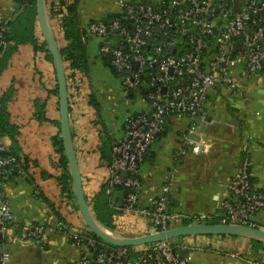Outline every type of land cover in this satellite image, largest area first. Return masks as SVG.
<instances>
[{"label":"built area","instance_id":"built-area-1","mask_svg":"<svg viewBox=\"0 0 264 264\" xmlns=\"http://www.w3.org/2000/svg\"><path fill=\"white\" fill-rule=\"evenodd\" d=\"M122 9L107 19H95L88 31L104 37L100 52L120 77L128 95H137L150 106L126 118L123 134L112 143L113 158L108 167L110 185L127 188L125 204L111 200L118 213L147 217L153 231L178 226L181 220L235 223L259 226L253 216L264 208V190L253 184L252 161L246 152L228 188L230 198L222 213L185 214L169 210L179 165L189 155H202L212 148L203 136L206 105L211 92L225 87L231 95L244 97L242 79L264 72V0H117ZM10 20V19H9ZM8 19H0V48L7 46ZM241 41L239 45L238 42ZM70 105L81 94L76 70L67 67ZM188 117L190 123L174 152L175 166L165 174L159 194L149 205L139 203L140 166L165 130L167 118ZM201 122V124H200ZM7 136L0 134V264H11L13 246L34 242L44 247L48 230L43 223H30L18 232L11 230L15 214L7 198L6 182L27 171L23 161L9 153ZM127 175L122 178V172ZM119 215V214H117ZM117 217L116 215L114 216ZM187 223V224H190ZM125 236L138 235L126 223H115ZM180 225V224H179ZM184 225V224H182ZM65 233L78 249V264H193L194 252L223 254V259H241V250L219 245L217 236L195 239H167L137 246H115L89 235L87 228ZM228 236H223L226 239ZM187 249L188 256L181 255ZM251 264H259L252 259Z\"/></svg>","mask_w":264,"mask_h":264},{"label":"crops","instance_id":"crops-1","mask_svg":"<svg viewBox=\"0 0 264 264\" xmlns=\"http://www.w3.org/2000/svg\"><path fill=\"white\" fill-rule=\"evenodd\" d=\"M93 1L83 0L79 5V16L87 32L91 20L107 19L122 10L117 0L105 3L97 0L96 6ZM21 6L20 0H0V19L13 18ZM36 38V47L31 43L17 44L0 73V97L11 86L15 89L9 102V113L19 134L15 145L7 136V144L30 160L26 161L27 174L11 178L6 182L5 190L15 214L11 230L18 232L30 223L39 222L46 226L49 238L44 247L34 242L13 246L11 264L30 258L48 260L51 264H78L80 253L68 236L61 232L55 211L66 218L72 229H86V224L75 208L73 198L61 193L57 180L62 172L60 155L52 143V138L61 132L56 123L60 122L59 95L54 92L57 78L53 61L49 59L48 46L43 44L45 40L40 26L36 29ZM83 38L84 42L88 40L87 36ZM57 39L61 47L64 42L61 31H58ZM102 58L112 68L108 59ZM69 68L76 70V74H83L81 78L77 75L81 94L78 103L70 105V123L84 191L91 202L103 182H109L106 179L113 158L112 143L108 160L103 157L104 138L106 134L111 140L122 136L126 118L134 113H127L122 126L117 127L119 115L124 113L133 98L127 96L113 68L119 78L116 88L112 83L97 85L89 70L82 72ZM256 75L260 77L264 72ZM258 77L251 75L242 79L244 97L231 95L223 86H218L209 94L202 131L203 136L212 142V148L206 154L189 155L179 165L169 210L185 214H221L223 203L230 198L228 184L244 154V146L252 161L253 184L264 190V80H257ZM91 97L95 98V104L91 103ZM135 98L140 97L137 95ZM35 100L46 102V119L39 120L35 116ZM145 103L147 110L142 108L137 112L150 111L149 104ZM168 121L166 132L155 139L140 166V199L144 205H149L151 199L159 194L165 174L175 166L174 152L190 123L188 117H173ZM43 173L50 176L45 177ZM114 216V226V223H126L138 235L153 230L147 217L134 213H116ZM253 218L259 227L264 228V208ZM190 222L183 219L177 225ZM215 241L223 245L225 240L223 236H217ZM225 242L228 247L241 250L242 258L234 261L214 253L220 263L251 264L253 259L264 264V246L253 252L249 239L228 236Z\"/></svg>","mask_w":264,"mask_h":264},{"label":"trees","instance_id":"trees-1","mask_svg":"<svg viewBox=\"0 0 264 264\" xmlns=\"http://www.w3.org/2000/svg\"><path fill=\"white\" fill-rule=\"evenodd\" d=\"M82 0H47L48 2V12L54 27V31L56 36L58 35V31H61V35L63 36V44H61V52L65 61L66 69L67 67L78 69L82 72H88L87 63H86V54L84 52V36H86V27L83 26L81 18L79 16V5ZM21 9L20 11L8 21V31L5 34V40L7 42V46L4 48H0V73L3 71L5 67V63L7 58L13 54V52L17 48V44H25L31 43L35 47L38 45L36 38V29L39 27L38 21V13H37V1L36 0H20ZM119 14V13H116ZM114 14V15H116ZM113 16V15H112ZM110 18V17H109ZM93 21V20H91ZM90 21V22H91ZM89 22V23H90ZM47 47V43L44 41L43 43ZM49 51V50H47ZM50 52V51H49ZM49 59L53 61L52 55L49 53ZM107 60V57H105ZM5 64V65H4ZM14 87L11 86L5 93L0 97V134L3 136H8L12 140V144L15 145L17 143V137L19 134V130L17 125L13 124L10 120L9 113V102L11 101L14 95ZM56 95H59L58 92V84L54 91ZM129 98L137 97V92L132 91L127 95ZM91 103L95 104V98L91 97ZM35 116L39 120L46 119V102L35 100ZM139 112L134 113V115ZM173 117H169L165 123L166 132L169 119ZM60 127V122H56ZM163 132V133H164ZM158 137V136H157ZM53 146L57 153H59L60 158V166L62 168V172L57 176V180L59 185L61 186V193L67 197L73 198L74 205L77 210L78 204L76 201V197L73 190L72 177L68 165V160L64 152L63 141L61 137V132L58 135H55L52 138ZM110 137H107V134L103 141V157L109 158V151L111 147ZM9 153L17 155L24 163V167L26 169V161L29 162V158L27 156L22 157L20 154L14 149L9 150ZM45 177L50 176L49 174L43 173ZM141 176V175H140ZM142 182V180H141ZM108 189L110 192L108 193ZM128 193L127 188L122 185H110L109 182H103L101 185L100 191L93 197V200L89 203L92 207V210L97 217V219L103 223L105 226L114 230L113 225V216L118 213L111 206V200H115L118 204H125V197ZM139 203L142 204L140 199L139 192ZM49 204L52 203L50 202ZM56 217L58 221V225L61 228V232L68 230V222L66 218L59 212H56ZM255 215V214H254ZM219 220H209L208 223H219ZM89 235L95 237L97 240L101 241L87 226H86ZM251 242V250L253 252H258V250L264 246V243L250 240Z\"/></svg>","mask_w":264,"mask_h":264},{"label":"water","instance_id":"water-1","mask_svg":"<svg viewBox=\"0 0 264 264\" xmlns=\"http://www.w3.org/2000/svg\"><path fill=\"white\" fill-rule=\"evenodd\" d=\"M36 1L39 26L52 55L56 72L59 92L60 130L64 152L68 160L78 208L86 226L102 241L115 246H137L192 235L235 236L264 243V228L259 226L222 222H196L175 226L165 231H153L140 235L125 236L105 226L97 219L84 191L82 173L74 146L70 123V100L65 61L49 16L48 2L47 0ZM238 44L240 45L241 41ZM100 55L104 57L103 53H100ZM126 175L127 172L123 171L121 177L124 178ZM181 255L187 257L188 250H181Z\"/></svg>","mask_w":264,"mask_h":264},{"label":"rangeland","instance_id":"rangeland-1","mask_svg":"<svg viewBox=\"0 0 264 264\" xmlns=\"http://www.w3.org/2000/svg\"><path fill=\"white\" fill-rule=\"evenodd\" d=\"M105 1L108 2L109 0H103L102 2L105 3ZM125 1L138 3L142 0H125ZM93 4L96 6L97 0H94ZM108 4L109 3H107L106 5H108ZM86 36L88 37V40L85 42L86 44H84V52L86 54V63H87V68L89 70L90 77L93 79V81L97 85L103 84V85L108 86V85H111V83H112L114 86L113 88L118 87L119 86L118 76L112 70V68H110L108 65L105 64L104 59L100 56V49L99 48H100L101 44L106 41V39L104 37L97 36L91 32H86ZM76 75H78L80 78L83 76L82 73H77ZM255 76L258 77V75H255ZM260 78L264 80V75H261L260 77H258L257 80H259ZM147 107H148L147 104L145 102H143V100L141 98H134L132 100V102L129 104L128 108L126 107L124 109V113H122V112L120 113V115H119L120 117L118 120L117 127L122 126V124L124 122V118H125L127 113L132 114V113H135V112L141 110L142 108L145 109V111H146ZM114 230L119 232V233L122 232L121 230L118 229L117 225L114 226ZM188 237H189V239H195L196 240L199 237V235L183 236V237H179V239L181 240L182 238H188ZM233 237H235V236H233ZM224 240L226 241V239H224ZM225 241L223 242L224 245H226ZM191 262L193 264H230L229 261H226L225 263H220V261H218L216 259L215 254L210 252V251L194 252L193 253V259ZM16 264H51V263H49L48 260L47 261L46 260L38 261L35 258H33V259L30 258V259H26V260L21 261V262H16Z\"/></svg>","mask_w":264,"mask_h":264}]
</instances>
